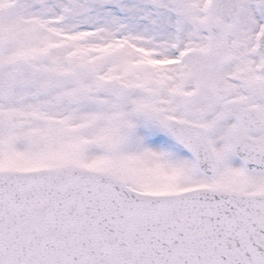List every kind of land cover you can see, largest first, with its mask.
Wrapping results in <instances>:
<instances>
[{
  "label": "snow or ice",
  "instance_id": "snow-or-ice-1",
  "mask_svg": "<svg viewBox=\"0 0 264 264\" xmlns=\"http://www.w3.org/2000/svg\"><path fill=\"white\" fill-rule=\"evenodd\" d=\"M0 264H264V0H0Z\"/></svg>",
  "mask_w": 264,
  "mask_h": 264
}]
</instances>
